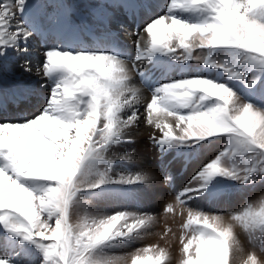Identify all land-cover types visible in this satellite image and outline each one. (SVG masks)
I'll use <instances>...</instances> for the list:
<instances>
[{"label":"snow or ice","instance_id":"snow-or-ice-1","mask_svg":"<svg viewBox=\"0 0 264 264\" xmlns=\"http://www.w3.org/2000/svg\"><path fill=\"white\" fill-rule=\"evenodd\" d=\"M174 243L264 264V0H0V264H173Z\"/></svg>","mask_w":264,"mask_h":264},{"label":"bare ground","instance_id":"bare-ground-1","mask_svg":"<svg viewBox=\"0 0 264 264\" xmlns=\"http://www.w3.org/2000/svg\"><path fill=\"white\" fill-rule=\"evenodd\" d=\"M159 1H161V0H159ZM5 82L6 83L10 82V78L9 77H5ZM136 83L139 84V81L137 80ZM143 93H144V96L146 98H150V92L147 89H143ZM150 131H151V129L147 128L144 125L143 120H142L141 124H140V128L138 130H134V133L136 134V143L131 146V147H134L136 149L137 153L141 157L147 159L148 161H150L151 159L150 160L148 159V157L146 156V154L142 150V146L141 145H143L144 142L147 140V135H148V133ZM117 151H119V150H117ZM188 175H189V173H185V172H181V173L177 174V177H176L177 182H178L177 186H179L180 183H186ZM171 199H172V193H171V190L169 189V187L164 185V184H160L158 189H157V191H156V194H155V200L151 203V207L154 208L157 212H159L161 210L163 202L166 201V200H171ZM161 219H164L167 222L171 218L169 217V218H167L168 219L167 220V219L161 217ZM174 225L175 224H173V226ZM160 226H161V224L159 223L153 229V232L154 233L155 232H161L163 229ZM175 231H177V230H175ZM156 239H157V237L155 235H152V236L147 237L145 242H154ZM161 243H163V242H161ZM137 246H139V245H137ZM171 250H172V254H173V261L176 262V260L179 258L178 243H174ZM126 251H127V249H126Z\"/></svg>","mask_w":264,"mask_h":264},{"label":"rangeland","instance_id":"rangeland-1","mask_svg":"<svg viewBox=\"0 0 264 264\" xmlns=\"http://www.w3.org/2000/svg\"><path fill=\"white\" fill-rule=\"evenodd\" d=\"M160 3H163L164 2V0H161V1H159ZM196 65H194V67H195ZM142 146V150L144 151V153L146 154V156L148 157V159L151 161V162H153L154 163V161H155V159H156V151L152 148V146L150 145V143H149V141H148V139L144 142V144L143 145H141ZM168 220V219H167ZM164 222V223H163ZM179 221H173V220H168L167 222L164 220V219H160V224H161V228L163 229V227H164V225H165V223H167V224H169L172 228H174L173 229V231H175V230H177L176 228V225H177V223H178ZM171 223V224H170ZM173 224H175L174 226H173ZM173 263L174 264H176V262L175 261H173Z\"/></svg>","mask_w":264,"mask_h":264}]
</instances>
